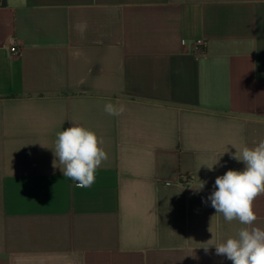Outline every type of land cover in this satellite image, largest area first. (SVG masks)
<instances>
[{
    "label": "crops",
    "instance_id": "crops-1",
    "mask_svg": "<svg viewBox=\"0 0 264 264\" xmlns=\"http://www.w3.org/2000/svg\"><path fill=\"white\" fill-rule=\"evenodd\" d=\"M73 122L108 154L90 188L53 166ZM261 140L264 0H0V264H232L207 197Z\"/></svg>",
    "mask_w": 264,
    "mask_h": 264
},
{
    "label": "clouds",
    "instance_id": "clouds-1",
    "mask_svg": "<svg viewBox=\"0 0 264 264\" xmlns=\"http://www.w3.org/2000/svg\"><path fill=\"white\" fill-rule=\"evenodd\" d=\"M104 110L120 116L126 108L109 102ZM102 143L95 132L73 122V126L57 134L53 166L58 159L64 178L75 182L77 188H90L96 181L97 169L108 159ZM234 158L243 162V170L229 169L217 176L215 190L207 200L225 221L235 220L244 227L213 246L216 255L225 256L232 264H264V228L256 224L258 217L253 207L254 201L264 195V140L254 147H243ZM205 183L201 181L196 190H203ZM208 248H204L206 252Z\"/></svg>",
    "mask_w": 264,
    "mask_h": 264
},
{
    "label": "built area",
    "instance_id": "built-area-1",
    "mask_svg": "<svg viewBox=\"0 0 264 264\" xmlns=\"http://www.w3.org/2000/svg\"><path fill=\"white\" fill-rule=\"evenodd\" d=\"M9 49L12 56L19 57L21 55V48L16 42L15 38L10 39ZM206 52H207V42L205 40H199L195 42L194 44L195 55L201 56L206 54Z\"/></svg>",
    "mask_w": 264,
    "mask_h": 264
}]
</instances>
